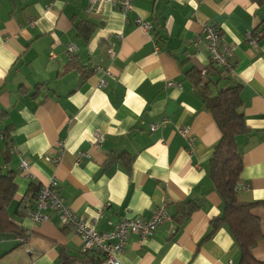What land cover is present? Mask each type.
<instances>
[{"label":"crops","instance_id":"0c3cea01","mask_svg":"<svg viewBox=\"0 0 264 264\" xmlns=\"http://www.w3.org/2000/svg\"><path fill=\"white\" fill-rule=\"evenodd\" d=\"M86 6L87 0H0V135H8L0 138V169L15 174L7 214L22 232L0 237V264H55L61 248L83 253L80 238L55 214L38 224L27 217L35 201L29 188L39 190L52 178L65 204L87 223L96 220L99 232L121 217L149 218L163 205L172 215L177 204L198 202L179 229L171 220L146 240L131 235L120 264H238L225 226L203 241L222 210L208 178L220 132L185 73L206 71L213 94L241 86L251 133L238 139L237 196L264 204V0H133L125 16L107 3L92 12ZM80 21L95 25L87 41L75 30ZM209 24L220 30L222 45L235 47L233 70L217 82L204 44L197 51L189 45ZM247 32L263 36L251 46ZM69 44L74 54L67 53ZM71 57L84 69L65 73ZM101 80L105 86L98 88ZM96 131L103 135L98 148L91 145ZM59 143L64 150L54 163ZM119 153L129 158V173L126 160L107 163ZM22 160L27 172L19 170ZM252 215L263 238L251 255L264 262V205Z\"/></svg>","mask_w":264,"mask_h":264},{"label":"trees","instance_id":"16d2710c","mask_svg":"<svg viewBox=\"0 0 264 264\" xmlns=\"http://www.w3.org/2000/svg\"><path fill=\"white\" fill-rule=\"evenodd\" d=\"M215 28L220 38L221 32L217 27ZM75 30L79 37L87 41L94 33L95 25L88 21H80L75 24ZM210 66L213 67L211 64ZM76 69L84 68L80 61L71 57L65 68V73ZM216 71L219 75L218 80H215L216 82L227 75L221 70L216 69ZM200 73V70L194 68L187 71L185 77L198 90L206 110L212 115L220 132V139L210 157L208 178L211 188L217 192L222 200V210L216 218L210 221L209 231L203 241L211 238L219 228L225 226L238 247L240 254L238 264H264V262L255 260L251 255V249L263 238L259 219L252 215V210L264 204L261 202H242L237 196L241 187L240 175L243 169L242 152L238 146V139L251 133L241 112V86L230 84L213 94L208 86L210 81L206 80L207 72L205 71V78H202ZM35 88L38 89L39 87L36 86ZM7 138L8 135L4 131L3 139L6 140ZM127 159L129 158L125 153L113 154L109 156L107 163L126 160V170L129 173L130 165H128ZM16 189L15 174L12 172L3 173L0 169V237L6 234L22 235L21 230L10 221L7 214V207L13 200ZM28 192L36 197L38 190L30 187ZM198 209L199 204L196 200H187L177 204L173 214L169 216L179 229ZM55 264H101V262L98 257L91 253L86 252L79 256H73L65 248H61L59 249L58 261Z\"/></svg>","mask_w":264,"mask_h":264},{"label":"built area","instance_id":"2783aa9c","mask_svg":"<svg viewBox=\"0 0 264 264\" xmlns=\"http://www.w3.org/2000/svg\"><path fill=\"white\" fill-rule=\"evenodd\" d=\"M100 3H107L112 5L125 16L127 13L133 11V0H87L86 12H92ZM136 23L144 30L149 31L150 25L137 19ZM263 36L262 32H247L245 39L251 46H255L259 39ZM117 40H120V35L117 34ZM204 44L206 51L209 54V64L217 70H221L227 74L233 70V53L234 46L222 45L217 30L212 25H205L201 34L196 36L189 42L196 51L200 44ZM69 54H74L76 47L69 44L66 47ZM110 57L113 56L111 48L108 50ZM50 58H54L53 53ZM201 77L205 78V71H201ZM108 75H110L108 73ZM105 86L104 81H99L98 88ZM168 86H174L173 83H168ZM158 125H151L150 130L155 131ZM94 141L91 143L92 147L98 148L103 142V135L96 131L93 133ZM3 138V135H0ZM63 143H59V156L54 161L58 162L63 153ZM10 153L13 148L9 149ZM85 156V155H83ZM79 157H77V160ZM21 172L28 171V165L25 161L19 164ZM55 214L62 227L68 228L76 234L82 243L83 253H91L102 260L104 264H120V256L123 254L128 239L131 235L139 237L141 240L150 238L154 232L166 222L171 221V217L165 205L155 208L149 218H134L128 219L121 217L117 222H108L110 231L99 232L95 229L93 223H87L81 218H78L74 212L65 204L63 197L59 192L58 182L52 178L46 185L42 186L35 197L32 209L27 213V217L35 224L48 221L49 214ZM100 217V213H99Z\"/></svg>","mask_w":264,"mask_h":264}]
</instances>
